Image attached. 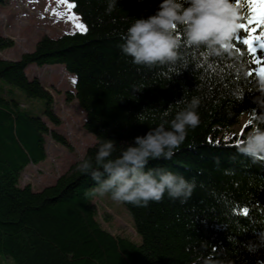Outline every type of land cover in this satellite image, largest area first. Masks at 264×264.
I'll list each match as a JSON object with an SVG mask.
<instances>
[{
	"label": "trees",
	"instance_id": "obj_1",
	"mask_svg": "<svg viewBox=\"0 0 264 264\" xmlns=\"http://www.w3.org/2000/svg\"><path fill=\"white\" fill-rule=\"evenodd\" d=\"M70 1L87 32L45 36L18 61L0 57V264H264V161L237 146L264 115V83L247 75L259 65L232 48L214 54L189 45L182 28L175 33V61L135 65L120 45L133 20L153 15L161 0H117L111 12L109 0ZM13 45L0 31V52ZM31 65H63L76 77L84 128L96 137L81 160L41 191L21 184L23 172L47 160L49 137L69 142L49 125L61 121L49 91L27 77ZM6 84L45 99V117L32 116ZM194 98L199 124L187 129L171 159L148 164L193 183L191 195L174 200L165 194L147 207L125 203L140 246L104 229L88 196L96 184L78 165L89 158L95 165L103 139L116 143L112 158L118 157L157 127L170 105L169 121ZM246 115L245 130L230 136Z\"/></svg>",
	"mask_w": 264,
	"mask_h": 264
},
{
	"label": "clouds",
	"instance_id": "obj_2",
	"mask_svg": "<svg viewBox=\"0 0 264 264\" xmlns=\"http://www.w3.org/2000/svg\"><path fill=\"white\" fill-rule=\"evenodd\" d=\"M116 5L117 0H109L107 11H113ZM236 12L231 0H161L153 15L133 20L120 50L135 65L150 67L175 61L179 46L175 33L182 28L189 45L205 46L220 54L236 31ZM198 104L194 98L169 121L165 118L172 113L170 105L162 112L161 123L136 137L118 157L112 158L116 151L114 141H100L95 165L90 158L78 165V170L95 182L93 194H110L113 201L137 207L159 203L165 194L174 200L189 197L193 183L165 168H149L148 164L150 160L172 158L187 129L199 124ZM138 119L143 121L144 116L139 115ZM239 151L252 158L264 156V115L258 117Z\"/></svg>",
	"mask_w": 264,
	"mask_h": 264
},
{
	"label": "rangeland",
	"instance_id": "obj_3",
	"mask_svg": "<svg viewBox=\"0 0 264 264\" xmlns=\"http://www.w3.org/2000/svg\"><path fill=\"white\" fill-rule=\"evenodd\" d=\"M67 2L74 3L70 0ZM54 13L62 15L57 16ZM73 14L80 18L78 23L84 24L75 8L69 11L61 0H7L0 5V31L13 40L14 45L1 51L0 57L7 61H18L24 54L34 52L38 42L45 36L57 37L80 32L69 19ZM26 75L30 79L38 78L52 95V111L61 123L57 125L49 122V125L69 142V146L62 145L49 137L47 160L38 166L32 165L23 172L21 184H31L35 191H41L55 183L72 164L81 160L86 150L95 145L96 137L84 128L85 112L75 96L76 77L63 65H31L26 69ZM6 87L32 116L45 117V99L31 98L14 86ZM248 121L249 116L243 117L239 125L232 129L230 136L240 135ZM93 189L88 190L89 200L98 208L103 228L114 235L129 239L137 246L142 245L143 238L137 231L135 220L125 203L113 201L110 194H93Z\"/></svg>",
	"mask_w": 264,
	"mask_h": 264
},
{
	"label": "snow or ice",
	"instance_id": "obj_4",
	"mask_svg": "<svg viewBox=\"0 0 264 264\" xmlns=\"http://www.w3.org/2000/svg\"><path fill=\"white\" fill-rule=\"evenodd\" d=\"M61 2L67 5L69 11L76 7L75 3H68L67 0H61ZM231 2L237 10L236 31L230 45L223 47L225 51L232 48L241 55H251V63L259 67L254 71L249 70L247 75L253 78V82L258 77L259 81L264 83V0H231ZM240 9L244 10L242 15H238ZM54 15L61 16L62 14L54 13ZM69 19L81 33L87 32V27L77 22L80 19L78 16L73 14L69 16ZM241 143L242 141H238L237 146ZM256 159L264 161V156L256 157ZM241 212L245 216L248 215L247 208L241 209Z\"/></svg>",
	"mask_w": 264,
	"mask_h": 264
},
{
	"label": "water",
	"instance_id": "obj_5",
	"mask_svg": "<svg viewBox=\"0 0 264 264\" xmlns=\"http://www.w3.org/2000/svg\"><path fill=\"white\" fill-rule=\"evenodd\" d=\"M247 116V115H246Z\"/></svg>",
	"mask_w": 264,
	"mask_h": 264
}]
</instances>
